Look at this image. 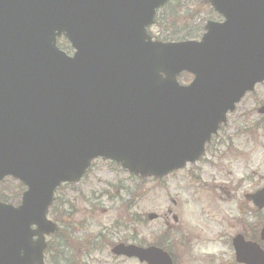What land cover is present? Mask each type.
<instances>
[{
    "label": "water",
    "instance_id": "1",
    "mask_svg": "<svg viewBox=\"0 0 264 264\" xmlns=\"http://www.w3.org/2000/svg\"><path fill=\"white\" fill-rule=\"evenodd\" d=\"M168 1L0 0V180L27 186L17 207L0 201V264H45L55 191L94 160L143 178L180 170L264 82V0H209L224 21H208L201 40L164 42L149 28ZM246 198L263 209L264 187ZM233 245L239 263L264 264L258 243L238 234ZM113 253L174 264L157 246Z\"/></svg>",
    "mask_w": 264,
    "mask_h": 264
},
{
    "label": "rangeland",
    "instance_id": "2",
    "mask_svg": "<svg viewBox=\"0 0 264 264\" xmlns=\"http://www.w3.org/2000/svg\"><path fill=\"white\" fill-rule=\"evenodd\" d=\"M172 5L173 13L161 11L162 22L149 29L154 39L200 40L208 21L223 20L208 0H172ZM166 33L178 39H166ZM58 44L73 54L67 38ZM191 79V73L179 76L181 83ZM262 105L264 82L229 113L200 160L163 178L133 175L99 158L79 182L60 185L54 203L59 208L50 216L64 221L67 245L56 238L58 255L46 253L47 264H148L114 255L112 247L121 241L142 247L159 242L175 264H240L233 238L258 221L264 225V209L255 214L245 199L264 187ZM19 188L25 189L7 177L0 182V199L18 204ZM150 213L158 218L149 219ZM258 242L264 249V241Z\"/></svg>",
    "mask_w": 264,
    "mask_h": 264
},
{
    "label": "flooded vegetation",
    "instance_id": "3",
    "mask_svg": "<svg viewBox=\"0 0 264 264\" xmlns=\"http://www.w3.org/2000/svg\"><path fill=\"white\" fill-rule=\"evenodd\" d=\"M222 21H218V22H222ZM183 73H189V72H183ZM192 79H193V75H192ZM192 79L189 80L187 83H181V84L188 85L192 81ZM20 190H21L20 188L18 190H16V191L14 190V196H15V193L17 195H21V191ZM10 203H12V202H10ZM19 203H20V201H19ZM54 203H55V201L51 204V206L49 208V211H48V217L53 222V224L55 225V230L52 233H50L49 236H47V253L50 252L51 254H53L54 252H56V255H58L57 254L58 253L57 246H56V244H53L55 242V239L59 237L65 243H66L67 239H66V237H65V235L63 234V231H62V227L64 226V223H62V222H64V221L59 220V216L58 215H57L58 217L56 216V219H53L50 216L51 210H53L54 212H57V208H59L57 205H54ZM18 204H14V205L17 206ZM56 214H59V213H56ZM65 224H67V223H65ZM35 240H36V238H35ZM119 243L129 244V242H127V241L126 242L121 241ZM119 243L114 244L113 247H115ZM66 245H67V243H66ZM86 245H87V243H86ZM113 247H112V249H113ZM114 255L119 256V257H125L123 255H118V254H115V253H114Z\"/></svg>",
    "mask_w": 264,
    "mask_h": 264
},
{
    "label": "trees",
    "instance_id": "4",
    "mask_svg": "<svg viewBox=\"0 0 264 264\" xmlns=\"http://www.w3.org/2000/svg\"><path fill=\"white\" fill-rule=\"evenodd\" d=\"M179 5V4H178ZM175 7H173V5H172V0L171 1H169L162 9H160L159 11H158V14H157V17H156V24H160L161 22H162V20H163V18L161 17V16H159V14H160V12L161 11H163L162 12V14L163 13H173L172 12V10L174 9ZM172 9V10H171ZM164 34V33H163ZM166 39H173V40H175V39H178V37L176 36V34L174 33V34H167L166 33ZM21 186L23 187V185L21 184ZM21 190H23V189H21ZM20 190V191H21ZM7 194H9V193H7ZM3 197L4 198H7V196L6 195H3ZM254 212H255V214H258L259 213V211L257 210V209H254ZM260 214V213H259ZM261 221H258L257 223H255V224H253L251 227H246L245 228V232H244V235L248 238V239H251V240H254V241H258V240H260V229H261ZM161 239V238H160ZM157 244L158 245H161V243H159V242H157Z\"/></svg>",
    "mask_w": 264,
    "mask_h": 264
}]
</instances>
